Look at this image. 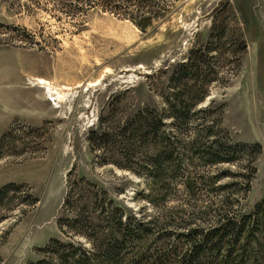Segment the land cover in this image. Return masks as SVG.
Instances as JSON below:
<instances>
[{
  "label": "rangeland",
  "instance_id": "obj_1",
  "mask_svg": "<svg viewBox=\"0 0 264 264\" xmlns=\"http://www.w3.org/2000/svg\"><path fill=\"white\" fill-rule=\"evenodd\" d=\"M166 1L165 14L142 27L100 9L77 26L52 0H0V186H22L0 206V264H27L49 238L71 239L57 224L68 180L84 176L136 214L153 212L147 197L159 194L150 177L116 166L109 149H93L90 131L100 118L108 132L111 120L123 122L138 107H165L155 89L194 45L217 47L209 53L215 72L197 81L207 95L196 107L209 111L191 117L186 132L214 122L213 136L244 145L235 162L214 171H228L219 183H232L224 192L232 205L238 199V212L264 198V0Z\"/></svg>",
  "mask_w": 264,
  "mask_h": 264
},
{
  "label": "trees",
  "instance_id": "obj_2",
  "mask_svg": "<svg viewBox=\"0 0 264 264\" xmlns=\"http://www.w3.org/2000/svg\"><path fill=\"white\" fill-rule=\"evenodd\" d=\"M52 1V7L77 26L90 10L100 9L143 27L148 19L161 18L169 4L166 0ZM216 34L215 39L220 36ZM215 50L211 41L204 48L194 45L186 62L170 66L167 85L155 89L165 107H138L123 122L111 120L108 132L100 118L97 130L90 131L93 149H109L116 166L150 177L159 194L147 197L153 212L136 214L84 176L68 180L64 219L59 217L57 224L71 239L49 238L36 248L40 257L27 264H264V198L250 211L238 212V199L232 205L235 197L224 192L232 183H219L228 171H214L216 165L235 162L244 145L213 136L214 122L186 132L191 117L201 120L199 116L209 111L196 107L207 95L197 81L213 76L209 53ZM251 147L257 152L261 148L258 143ZM136 150H143L142 160L133 165ZM248 184L244 183V190ZM21 187L14 182L0 186V206ZM218 191L223 195L217 197ZM202 193L206 195L201 197ZM182 197L179 205H168Z\"/></svg>",
  "mask_w": 264,
  "mask_h": 264
},
{
  "label": "bare ground",
  "instance_id": "obj_3",
  "mask_svg": "<svg viewBox=\"0 0 264 264\" xmlns=\"http://www.w3.org/2000/svg\"><path fill=\"white\" fill-rule=\"evenodd\" d=\"M35 80L37 81V83H41V84H43L44 86H46V87L49 89L50 92L53 91V89H52L51 86H50V82H49L47 79L40 77V78H36ZM48 89H47V90H48ZM54 94H57L58 96H57V95H56V96H57L58 98H60V99L63 100L64 96H63L60 92H57V91L55 90V91H54Z\"/></svg>",
  "mask_w": 264,
  "mask_h": 264
}]
</instances>
